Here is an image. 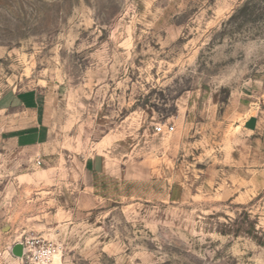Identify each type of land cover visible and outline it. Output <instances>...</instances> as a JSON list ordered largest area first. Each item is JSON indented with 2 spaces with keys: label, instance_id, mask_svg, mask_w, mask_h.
Masks as SVG:
<instances>
[{
  "label": "rangeland",
  "instance_id": "374dc122",
  "mask_svg": "<svg viewBox=\"0 0 264 264\" xmlns=\"http://www.w3.org/2000/svg\"><path fill=\"white\" fill-rule=\"evenodd\" d=\"M18 90L53 147L38 165L0 120V264L32 239L60 264H264V168L240 164L264 0H0V96ZM105 149L87 209L81 162Z\"/></svg>",
  "mask_w": 264,
  "mask_h": 264
},
{
  "label": "crops",
  "instance_id": "0c3cea01",
  "mask_svg": "<svg viewBox=\"0 0 264 264\" xmlns=\"http://www.w3.org/2000/svg\"><path fill=\"white\" fill-rule=\"evenodd\" d=\"M254 113L249 115L241 123V132L244 136L242 140V150L240 164L251 169L264 168V107L256 104ZM0 114L3 128L2 136L12 142L19 151H26L34 155V159L40 163L44 161L46 149H51L52 134L46 121V111L44 103L37 91L18 90L7 91L0 96ZM155 136L158 133L153 134ZM151 137V136H150ZM176 147L160 149V163L162 165L174 160ZM109 151L95 153L84 158L81 162L82 174L87 177L83 181L81 198L84 208H91V201L100 200L101 184H96L94 179L107 176L110 168V158L107 156ZM51 154V153H50ZM147 167V161L144 160ZM161 172L164 174L163 169ZM116 174V173H114ZM116 175H112L114 177ZM110 177V178H112ZM86 206V207H85ZM18 247L15 252L19 253Z\"/></svg>",
  "mask_w": 264,
  "mask_h": 264
},
{
  "label": "built area",
  "instance_id": "2783aa9c",
  "mask_svg": "<svg viewBox=\"0 0 264 264\" xmlns=\"http://www.w3.org/2000/svg\"><path fill=\"white\" fill-rule=\"evenodd\" d=\"M156 133L164 132V126L156 127ZM167 131H173V127H167ZM38 165L41 163L38 161ZM23 255L28 264H60L54 263L58 254V249L53 244L44 243L38 240H27L24 245Z\"/></svg>",
  "mask_w": 264,
  "mask_h": 264
},
{
  "label": "trees",
  "instance_id": "16d2710c",
  "mask_svg": "<svg viewBox=\"0 0 264 264\" xmlns=\"http://www.w3.org/2000/svg\"><path fill=\"white\" fill-rule=\"evenodd\" d=\"M244 7H246V6H244Z\"/></svg>",
  "mask_w": 264,
  "mask_h": 264
},
{
  "label": "water",
  "instance_id": "95a60500",
  "mask_svg": "<svg viewBox=\"0 0 264 264\" xmlns=\"http://www.w3.org/2000/svg\"><path fill=\"white\" fill-rule=\"evenodd\" d=\"M19 248V247H18Z\"/></svg>",
  "mask_w": 264,
  "mask_h": 264
}]
</instances>
